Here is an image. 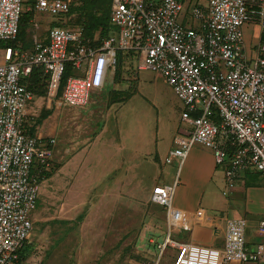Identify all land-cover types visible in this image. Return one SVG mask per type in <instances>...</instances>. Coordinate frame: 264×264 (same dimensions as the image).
I'll return each instance as SVG.
<instances>
[{
  "label": "built area",
  "instance_id": "obj_1",
  "mask_svg": "<svg viewBox=\"0 0 264 264\" xmlns=\"http://www.w3.org/2000/svg\"><path fill=\"white\" fill-rule=\"evenodd\" d=\"M26 11L62 16L71 0H34ZM24 0H0V41L15 39ZM180 0H110V34L91 45L80 28L50 27L47 42L34 36L30 49L6 46L0 63V264H14L30 239L38 195V174L49 170L54 140L30 136L27 106L34 100L26 79L34 67L48 75L47 96L72 107H84L102 89L116 67L118 51L138 53L139 70L159 75L182 104L172 146L163 163L181 168L195 145L209 149L227 182L248 171L264 175V43L254 66L242 57V27L256 24L264 35V0H207L194 6L198 28L178 20ZM36 29V23H33ZM114 29V30H113ZM77 76L60 84L66 65ZM61 89V90H60ZM174 186L157 185L151 202L166 210L170 229L188 231L185 211L172 206ZM202 210L195 216L200 218ZM245 220L229 218L220 246L178 243L168 237L162 248H177L174 264H258L264 243L250 252ZM258 228L264 230V221ZM169 234V233H168Z\"/></svg>",
  "mask_w": 264,
  "mask_h": 264
},
{
  "label": "rangeland",
  "instance_id": "obj_2",
  "mask_svg": "<svg viewBox=\"0 0 264 264\" xmlns=\"http://www.w3.org/2000/svg\"><path fill=\"white\" fill-rule=\"evenodd\" d=\"M180 1L178 20L198 28L191 10L203 9L207 0ZM24 2L21 49H30L34 36L42 40L50 27L80 28V0H71L73 12L66 16L31 14L26 8L32 3ZM3 48L0 42V60ZM126 55L131 58L119 66L118 76L109 72L86 106H68L58 94H34L28 104L32 124L48 112L34 131L54 143L49 177L37 178L30 239L14 264H174L178 251L170 244L162 248L166 238L188 243L190 233L169 231L165 208L150 200L158 184L168 181L174 190L178 185L181 168H163V161L183 126V107L158 74L138 69L135 52L118 51V62ZM194 201L193 196L190 210Z\"/></svg>",
  "mask_w": 264,
  "mask_h": 264
},
{
  "label": "crops",
  "instance_id": "obj_3",
  "mask_svg": "<svg viewBox=\"0 0 264 264\" xmlns=\"http://www.w3.org/2000/svg\"><path fill=\"white\" fill-rule=\"evenodd\" d=\"M242 35L243 60L247 65L254 66L258 49L264 43V35L256 24L244 25ZM41 41L47 42V36ZM172 165L177 166L176 162ZM165 166L170 165L164 164L163 168ZM168 183L158 185L170 186ZM193 196L195 201L190 206L195 208L190 210L188 206ZM172 203L176 209L185 211L194 225L188 243L220 246L229 218L245 220V242L250 252L253 253L258 244L264 243V230L258 228L259 222L264 221V175L248 171L237 180L227 182L221 168L216 166L212 152L200 145L190 149L181 166ZM199 210L202 214L197 218L195 214Z\"/></svg>",
  "mask_w": 264,
  "mask_h": 264
},
{
  "label": "trees",
  "instance_id": "obj_4",
  "mask_svg": "<svg viewBox=\"0 0 264 264\" xmlns=\"http://www.w3.org/2000/svg\"><path fill=\"white\" fill-rule=\"evenodd\" d=\"M81 2H83V6H77L75 8V10L79 11V17L77 19V23L78 25H80V28L82 29V33L85 39H90V41H92V43H90L91 45H94L97 43V41L101 38H106L111 31V27L108 24V14H109V10H110V0H80ZM30 2L32 3V7L34 6L35 1L34 0H30ZM88 2V3H86ZM73 9L71 6V3L69 5V9L68 12L62 16H66L68 13H72ZM26 12L22 13L19 19V29H18V33L15 37V39L11 40V41H0L3 45L4 48L6 46H13L15 48L21 49L20 47H18L19 42L22 40L23 38V34L24 31L22 29L23 25L21 21L24 20V16H22L23 14H25ZM31 14H33L34 12L31 11ZM58 25L60 23H57ZM63 25V24H62ZM60 25V26H62ZM79 28V27H77ZM21 50H25L24 48ZM132 52V51H130ZM131 55V54H128ZM136 55V59L138 57V53L135 52ZM118 57V56H117ZM128 58H131V56H125V58L121 59V61L118 62V58L116 60V67L114 72V78L118 76V71H119V66H121L125 60ZM118 69V70H117ZM70 72L72 71L71 65L67 64L66 65V69L65 72L63 73L62 77H61V81L60 84L62 85V83L65 81V79L70 75ZM48 75L45 74L42 70L41 67H34L29 75V77L26 79V88L29 92L32 93L33 97L34 94L36 96H40V95H44L47 94V88H48ZM58 96L60 95V91H57ZM48 115V112L45 111L43 112V114H40V116H38L37 119H35L34 124H32L31 122H29L26 126V133L30 136H34L35 134V127L38 126L43 119H45ZM36 174H38V178L39 175L41 176L40 178H47L49 177V171L48 170H41L40 173H37V171L35 170ZM40 180H37V182H39ZM36 208V207H35ZM27 243V242H26ZM25 243V244H26ZM25 247V245H24ZM24 247L22 249H20L17 253V259H16V263L22 258V250L24 249Z\"/></svg>",
  "mask_w": 264,
  "mask_h": 264
}]
</instances>
